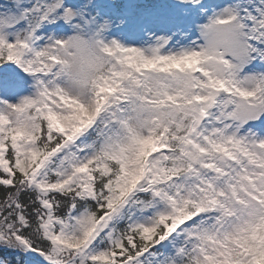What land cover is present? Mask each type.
Segmentation results:
<instances>
[{
    "label": "snow or ice",
    "instance_id": "1",
    "mask_svg": "<svg viewBox=\"0 0 264 264\" xmlns=\"http://www.w3.org/2000/svg\"><path fill=\"white\" fill-rule=\"evenodd\" d=\"M0 264H264V0H0Z\"/></svg>",
    "mask_w": 264,
    "mask_h": 264
}]
</instances>
